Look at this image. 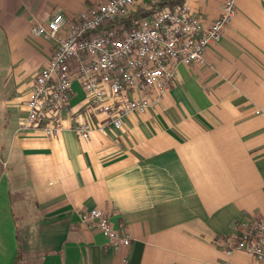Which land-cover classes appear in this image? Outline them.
Instances as JSON below:
<instances>
[{
    "label": "crops",
    "instance_id": "obj_1",
    "mask_svg": "<svg viewBox=\"0 0 264 264\" xmlns=\"http://www.w3.org/2000/svg\"><path fill=\"white\" fill-rule=\"evenodd\" d=\"M104 1L0 0V264H220L222 238L264 216V0H236L205 64H179L171 89L109 136L71 130L77 113L101 119L74 80L72 114L47 138L25 124L55 45L34 27ZM184 3L210 23L224 0ZM92 209L130 246L83 222ZM229 264L264 262L237 250Z\"/></svg>",
    "mask_w": 264,
    "mask_h": 264
},
{
    "label": "built area",
    "instance_id": "obj_2",
    "mask_svg": "<svg viewBox=\"0 0 264 264\" xmlns=\"http://www.w3.org/2000/svg\"><path fill=\"white\" fill-rule=\"evenodd\" d=\"M140 0H106L70 16L56 12L34 27V33L55 42L37 73L27 100L26 126L40 128L47 138L64 128L73 82L79 81L100 120L77 113L71 130L88 139L95 131L109 136L133 112L145 113L175 84L178 65L202 66L208 48L217 44L237 14L236 0H224L220 16L206 23L184 3L144 17L125 30L110 24L131 13ZM95 224L115 249L130 246L129 231L114 226L101 209L81 214ZM229 258L237 250L264 262V216L245 229L222 238Z\"/></svg>",
    "mask_w": 264,
    "mask_h": 264
},
{
    "label": "trees",
    "instance_id": "obj_3",
    "mask_svg": "<svg viewBox=\"0 0 264 264\" xmlns=\"http://www.w3.org/2000/svg\"><path fill=\"white\" fill-rule=\"evenodd\" d=\"M141 1V0H140ZM185 0H147L136 4L133 11L127 16L116 20L110 26H122L125 30L136 28L140 20L144 17L154 16L157 12L164 9H174L182 4Z\"/></svg>",
    "mask_w": 264,
    "mask_h": 264
}]
</instances>
